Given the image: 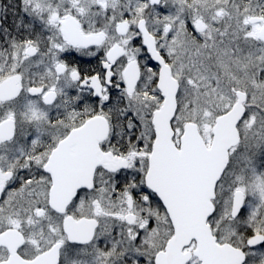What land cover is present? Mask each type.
<instances>
[{"label": "snow or ice", "instance_id": "6c2138e0", "mask_svg": "<svg viewBox=\"0 0 264 264\" xmlns=\"http://www.w3.org/2000/svg\"><path fill=\"white\" fill-rule=\"evenodd\" d=\"M0 264H264V0H0Z\"/></svg>", "mask_w": 264, "mask_h": 264}, {"label": "flooded vegetation", "instance_id": "af4514ba", "mask_svg": "<svg viewBox=\"0 0 264 264\" xmlns=\"http://www.w3.org/2000/svg\"><path fill=\"white\" fill-rule=\"evenodd\" d=\"M12 2L18 3L19 0H12ZM11 20H12V16H11V13H9V22H11ZM77 62L81 63L82 66H85V67H88V66L95 67L97 60L95 58L80 57L77 55Z\"/></svg>", "mask_w": 264, "mask_h": 264}]
</instances>
